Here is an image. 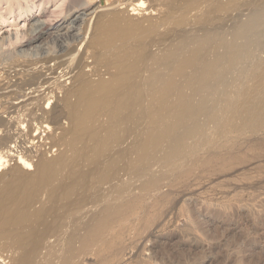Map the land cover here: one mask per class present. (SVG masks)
I'll return each mask as SVG.
<instances>
[{"label":"bare ground","instance_id":"bare-ground-1","mask_svg":"<svg viewBox=\"0 0 264 264\" xmlns=\"http://www.w3.org/2000/svg\"><path fill=\"white\" fill-rule=\"evenodd\" d=\"M160 1L161 4L164 7H166V9L164 10L163 8V12L159 13L157 17H153L152 15L149 14L148 15L144 14L142 16L135 17L140 13L139 11L141 9H145V10L147 9L146 11H150V14L154 13L153 11L155 9L154 6L151 5L146 6V2L144 0H119L118 6L122 7V9H124L127 6H130L132 14L127 13V11H120V10L113 11L106 15H99L98 9L93 10L88 15H86L87 12L80 14L81 12L79 11H73V12L69 11L65 15V17L61 20V23L57 25L55 28L49 26L46 23L47 21L38 22V23L36 21L37 25L34 26L33 24L34 28L31 30V34L25 42L26 46H29L32 43L43 39L49 33L51 35L52 34L60 35L63 31H66L65 35L67 36V39L68 38L74 39V37L77 38V36H75L76 32L74 34V30L76 29L74 27L77 23H80L82 21L81 15L82 16L91 15L92 17H95L94 20H91L92 18H90L91 21L89 23L90 24L93 23L94 27L91 37L87 39V43L84 44L85 38L82 39L80 38V40L78 41L76 40L78 42V45H76L75 47L70 46L71 48L69 47L68 48L66 47L65 49L62 48L63 54L62 56L61 55L60 56L64 59L61 62L59 61L58 62L59 64L57 63L58 68L57 69L55 68L56 69L55 70L46 67L48 69L47 72L50 73L49 76L54 75L53 78L51 79L48 78L49 76L47 77L45 74H43L46 73L45 71L43 72V70L42 71L39 70V69H44V66L48 65L49 63L48 64L47 62L43 63L44 60L43 61L37 60L36 63L29 62L30 63L29 66L28 67L25 66L26 68H28L27 71L22 68L24 71H26L25 76H27L28 78L27 80L23 79L25 73L24 72L23 74L22 73L20 74L22 76H19L22 77L19 79L21 83H19L18 81L17 84L16 81L15 84L13 80L9 79L7 80L8 83L7 84L4 83L5 85L3 86L1 81L3 77L1 75L2 70L0 69V94L1 93L3 94L4 91H8L9 89L13 88L15 90V93L17 94L15 95L17 98L15 97L13 98L15 100L17 99L18 101L21 98L19 94L22 92L24 87L26 88L29 86V88L31 87V89L34 88L35 90H37L36 92H34L36 94H38V92L40 94L41 92L44 91L42 95L39 96L36 95L38 98L37 102L31 104L28 102L30 105H32V108H28L30 109L29 112L35 115L41 112L40 116L36 115L37 116L36 119L38 120L37 123L35 122V120L34 122L37 124V126L40 125L41 126L40 128L50 129V132H52V127H50V125L46 123L49 121L54 124H57L62 116H66L70 120L69 122L70 125L68 128L66 127L67 129H63V127H61V131L63 130L62 136L64 137L63 138L64 140H67L68 138H71L72 136H75L79 133L85 132L86 130L90 129L92 126H95V128H100V127L102 128L103 112H104L105 115H108L107 117L109 118L108 120L109 126L106 128L105 134L103 136L100 135L99 145H107V146L114 145L116 141L119 138H121L122 134L129 133V128L130 131L135 130L133 129L134 128L133 125L135 126L137 125L135 128L139 126L138 128L141 129L142 128L141 122L139 119L136 120L135 117L142 116L146 112L147 113L146 121L144 123L145 130L143 131L144 132L143 134L145 135V139L142 142V145L138 148V150L136 152L131 153L129 158L127 157L129 161H133V165L138 169L137 175L146 174L148 172V168L139 169V167L147 165V163L156 156L155 155L156 153H162V156L160 158H163V162L166 161V164L168 163L167 164L168 166L165 165L167 166V168L170 167L171 169H173L171 166H169L170 164L174 166L175 169L174 171L178 172L177 179L178 178L188 179V177H191V174L196 169H198L199 166H209L212 162H214V160H219L220 156L218 157L219 154L216 151L215 152L218 154L217 156L216 155L213 156L211 155V153L210 156H206V154L204 156V155H199L200 153V150L198 149L199 147L196 150L191 148L190 146V139H192L196 135L198 137L202 133L206 134L205 131L199 133L200 130L198 129V125H197L198 115H203L211 111L212 112L217 111V115L214 117L212 121V124L213 123L216 124L215 125L216 130H214L213 132L214 137L210 136L211 135L210 131L208 132L210 133V135L208 134V136L206 135L207 137L205 136L206 138L204 137L205 138L204 144L205 146H207V149L209 150L215 146L214 144L218 141V139L223 140V142H225V145L234 141L233 143L236 146L237 144H239V141H242L246 137H251V136L253 137L256 135L260 136V134L264 132V59H261L262 57L260 58L258 54H261V56L262 54H264V0H210V1L208 0L209 3L210 2L213 3V5L211 4L212 8L209 7L210 9L207 11L206 14H204L207 15L206 17L202 16L198 19H197L198 14L194 15L196 12L190 14L191 11L188 8L191 7L190 4L193 2V0H160ZM201 4H203V2ZM204 4L203 6L207 5ZM203 6H202V10L205 8V7L203 8ZM195 7L191 8V10L194 11ZM187 8L188 10H186ZM197 10L199 9L196 8V11ZM183 11H190L189 13L187 12L188 16L191 15L197 16L194 18H196L195 19L196 22H198V24H202V26L203 23L207 24L204 21H206L207 18L210 17L209 21H210V25L212 24L211 25L212 30L206 29V27L204 26L205 28H203L202 30L204 31L206 29L209 30L210 32L209 34H207L208 31H206L207 33L205 32L208 35V37L206 36L207 39L202 40V38L205 36L201 34L202 35V38L200 37L201 41H199L200 39H196L198 40V43L195 44V42H193L194 44L192 45V47H189L192 43L189 45L188 43L190 42H187L188 46L185 45L184 48L178 47V49L175 52L165 55V61L167 62L166 66L168 65L167 67L165 66L167 71L164 72L165 75L163 74V70L161 69L158 71V73L154 72L152 76L151 74L148 75L149 67L148 64H145V57L150 51V48L155 49L156 47L157 48L159 47V49H163L164 45L167 46V43L171 41L170 39L174 35H176L177 33L176 29L178 28V26H180V24H182L184 21L186 22V20H184L181 23L182 20L181 18L179 21L177 20L176 22V18H178L176 15H178L180 12L182 13ZM201 15L202 14H200L199 16ZM184 17L185 16H183L182 18ZM172 19L173 20L175 19L174 24H171ZM89 23L88 26H90ZM169 23L173 25L172 27L173 29L167 28V25L169 27ZM206 26H208V24ZM217 27L219 28L221 27L219 31L214 30ZM200 31L199 29L196 30L197 36H198V32ZM190 32L192 31L190 30ZM179 33L180 32H178V34ZM228 35L232 36L231 38L232 41L230 39V41L232 42L231 44L228 43L229 41L227 42L228 39L226 40V36ZM151 39L152 41L149 42ZM210 39L212 40L211 43H209ZM1 41H5V38H2ZM134 42L135 45L137 46V49L141 48V51L144 54L139 56L138 60L134 62H131L129 60L130 58H132L131 56L129 58H126L123 61L124 67L122 69L118 67H113L111 68L112 71L110 70L106 75H102L101 73L95 72L96 66L94 61L91 63L88 62V60L85 61L86 60L85 53L87 52L85 50L87 49H97L101 52H107L109 49H125L126 47H128L127 49H131V51L132 50L136 51V48L129 47ZM80 45H81L80 49H77V47ZM81 48H83L84 50L83 52L79 53V50H81ZM158 54L161 55L162 53L159 52ZM157 59L163 62V57H157ZM41 63L42 65L40 66ZM159 65H161L160 67L163 66V64H159ZM239 65H240L239 68H241L239 69L240 71L238 76L240 78L239 80L240 85L238 89H236L234 93H232L231 96L230 92L227 90L228 87L222 84V79L226 75L225 74L227 71L226 67L230 68V70H233V68H236ZM61 68H64V71L63 72L61 71L62 73L58 71L59 75L57 76L56 71L60 70ZM88 69L89 71H87ZM15 70L17 71V69ZM3 73L5 74V72ZM149 76L151 77L149 78ZM6 79H8V77ZM63 79L64 81H62ZM12 82L14 83V85H11ZM150 83H151V87L149 88L148 85ZM56 91H59V93L63 94L62 99L56 98L57 97L55 96ZM24 93L26 94L28 93V91L27 92L24 91ZM30 97L28 99H31ZM28 99L26 101H28ZM52 99H54L55 101H52ZM148 99L149 101H147ZM41 101L48 103L46 108H43V106L40 103ZM3 102L7 104L5 101ZM24 102H21L19 104L15 102L17 103V105L13 104L15 105L13 106L14 107L13 112L15 111L19 112L21 108L22 110H24V108L26 109V107H28L29 105L27 102H25L26 104H24ZM125 116H129V117L132 116L134 119L135 123L131 124L129 128L126 126L127 122L125 120ZM10 124H12L10 121H6L5 119L0 118V133L4 130V128L8 129V126ZM37 135L38 134L34 135V138L32 140L36 139ZM11 140H12L11 137L0 138V264H20V261L23 264V263H27V256L29 254V252H27L28 254L26 253L27 250L26 247L32 244L30 247L33 246V248H36L34 247L35 244L33 245L34 240L32 237L33 243L30 244L29 241H31V236H27L30 233V231L28 232L29 229L28 230L23 229V231L26 230L28 234H24L26 233L25 231L24 232H21L22 230L20 231L21 233H23L24 236L22 234H21L22 236L21 235L18 236L19 237V240L17 239L18 241H15L16 236L14 237V235L23 226L26 225L27 227L28 222L29 221L31 222L32 220L31 219L32 216L33 217L35 216V219L37 218L36 216H40L41 217V218L39 217L40 219L47 218L48 220L49 218L53 219L56 217L57 218L59 217L57 220L61 219L59 212L61 211V209L63 210V208H61L60 211L57 213L54 212L51 213V211L54 210L56 206L53 208L52 205L51 206L46 205V202L43 203V205H41L38 209L32 212V209L37 204L41 203L42 201L41 197L45 195V191L48 190V188H50L49 192L46 195L49 203L50 200L52 201L53 199H57L56 197H59L56 202L61 206L70 205V207H73V209L76 208L75 206H78L80 208L81 207L85 208L86 206L85 210L87 209L88 211V207L90 206L89 203L92 202L91 206H93V204L94 203L96 204V201L98 200L96 198L90 200L91 199L90 198L89 202L86 203L77 202L78 200H80L79 198L81 197V193H82L81 187L85 190V186L88 184H92L94 181L103 184L108 183L109 185L110 183H112L111 185H113L114 184L113 176H114L115 167H114V163L108 160L102 165V167L96 168V171H93L92 174L87 175L89 170H85L84 163L82 164V160L83 159L86 160V156L89 150V147L85 144L82 147L75 149L71 157H68L67 155L65 156L63 152H61L56 157H51V158L39 154L37 156H34V157H38V159L34 161L32 156L33 151L31 150L29 152L26 151L25 154L20 153L17 157H15V155H13L12 152L10 153L11 149L8 147ZM217 144L218 143H216V145ZM256 144L258 145L259 143L256 142ZM210 152L213 153V151ZM207 154L209 155V153ZM223 154H226V152H224ZM250 157L254 158L253 155ZM13 158H16V160L14 159V165L10 167L9 163L13 162ZM229 158L231 159V157ZM234 160L236 161V163L241 165L245 164L246 162L245 161L246 159H243L240 156L236 157ZM94 166L97 167L96 161H94ZM250 166H251V162H250ZM63 167H65L66 169L68 167V171L64 169L65 170L64 172H66V174L64 175H62L63 173L61 174L60 172L63 169ZM206 170L210 171L209 167L208 169L206 168ZM73 175H76V178L72 177ZM86 175L87 178L84 182ZM59 178H61L60 180L62 182L65 181L68 183L60 184L61 181L59 182L58 180ZM118 178L119 175H117L116 177V184L118 183ZM57 180L59 182L58 185L51 187L53 182ZM127 181H129V179ZM130 184H127L128 188L123 187L122 189L116 191L117 193H119L120 199L115 201V203L114 200L112 199H111L112 203H109L110 199L108 200V203L105 201V203L103 204H100L99 202L101 201H98L97 203L99 204H96V206L94 205L95 207V208L93 207L94 210H92L91 208V210L93 211L91 215L89 214V211L91 212L89 208V211L87 213L91 217L92 224L90 222L88 226L86 227L84 226L88 222V220H90V218L87 217L88 220L86 221V223H84V225L81 224V227L82 226L85 227V229L83 228L85 230V233L82 229H80L84 233L83 235H81L82 232L78 230V232H81L79 233L81 235L80 238H78L79 236L75 234L77 232L74 233L75 235L78 236L76 238L80 239L79 243L76 242L78 248L80 245L79 252L77 251L71 252L73 254L71 256L68 255L69 257L67 256L68 258H66L64 252L63 253L61 252L62 254H64V257L61 256L60 253L55 254L56 250L54 249V247L56 244L55 245L53 244V246L50 245V248L48 249L47 247L49 246H47V244L49 245L50 243H47L44 244L45 245L44 247L41 245L44 250L46 249V253L45 251H42V253H45L44 255H46L43 256L47 257L51 255L53 257L51 258L49 256L51 259L48 260V258H46L47 259L46 261L44 258L42 259V261L43 260L44 261L43 262L39 261V263L40 264H82L84 261L83 260L84 256L86 255L88 256L90 253L93 252L96 254L98 258L99 257L102 258L101 259L102 262L105 260L107 261L110 256L111 257L117 256V254L121 251V250L119 251L121 247L119 248V246L117 245V240L121 237L122 232H124L128 227L133 226L134 222L139 221L141 216L146 217L147 215H149L148 210L150 205L147 206L148 203L147 199L150 196L149 195L146 196L145 199L143 200H140L139 197L136 198V196L133 194V190L130 188L131 187ZM159 185H160V181L158 178L148 175L147 179L139 186V193H140L139 195L150 194L153 191H155L159 187ZM116 192L114 196L116 195ZM90 196L91 195H89V197ZM125 200H127V202L135 201L136 204L134 203L133 204L134 206H131L130 204L132 208H128V207L126 208L124 207L126 206V204L123 206L124 204L123 202ZM72 201L74 203H72ZM53 203L54 202H51V204ZM53 205H56V203H54ZM66 207L67 206H65L64 210H66ZM64 210L62 212L63 215H67L64 214V212H67ZM85 210H83V212ZM140 210L142 211V214L139 213ZM77 212L80 213V211ZM73 213L75 214L76 212ZM83 214L82 217L84 216ZM145 217L142 219L143 222L147 220V218ZM64 218L65 217H63V219ZM85 219L82 218L81 220L80 219L77 220L83 221ZM37 220H35L36 223H38ZM74 220H75L74 221L75 224L76 219ZM147 221L149 223V220ZM147 221L146 224H148ZM45 222L46 220L43 223L46 224ZM50 224L51 223L47 225ZM67 224L62 223L60 230L61 231L64 230ZM76 226L79 227V225ZM38 227L40 226L38 225ZM74 227L72 228L76 230L75 229L76 227L75 228ZM45 228H49V227L46 226ZM67 229L68 228H66V230ZM45 230H47L48 232V229ZM57 230L58 229L56 230L54 229L55 232H58V234L62 233L63 235V232ZM66 230H64L65 235L63 236H66L67 233ZM69 230L70 229H68L67 231ZM39 232L40 230L38 231V233ZM33 235L36 236L35 234ZM67 236L71 237L72 235H67ZM13 237H14V241L11 240V238ZM57 237L56 240L60 241L59 240L60 236L58 235ZM62 237H60V239ZM70 239L72 241V238ZM36 240H38V237ZM54 240L55 238L51 243H55ZM63 240L64 239H61V241ZM61 241L58 242V244L59 243L61 244ZM70 243L71 242L65 244L69 245ZM121 244L122 243H120V245ZM38 245L40 246V244ZM69 246L67 248H69ZM122 247L124 246L122 245ZM56 248L58 249V251L60 250V246L58 248L56 245ZM35 250L38 251V249ZM35 250L33 249L32 251ZM32 251L30 252L33 254L34 252ZM115 251H119V252L117 253ZM14 253H18L19 257H16ZM106 253H108L107 254L108 256L106 255ZM33 255L32 258L35 257ZM32 258L28 259V262L29 260H33ZM34 259L36 260L37 258L35 257ZM138 264H140V262Z\"/></svg>","mask_w":264,"mask_h":264},{"label":"rangeland","instance_id":"rangeland-1","mask_svg":"<svg viewBox=\"0 0 264 264\" xmlns=\"http://www.w3.org/2000/svg\"><path fill=\"white\" fill-rule=\"evenodd\" d=\"M144 1L146 2V6H149V5L154 6L155 8L153 10L154 13L150 14V11H146L147 9L146 10L141 9L139 11L140 13L138 12L139 14L137 13L138 15L136 14L137 16L135 17H139L144 14L145 15L149 14V15H152L153 17H157L159 13L163 12V8L164 10L166 9V7H164L161 4L160 0H144ZM204 1L203 0H193V2L190 4L191 7H188L191 12L183 11L185 13L180 12L178 15H176L178 18H176L175 16L176 22L177 20L179 21L180 18L182 19L181 23L184 20H186V22L184 21L182 24H180V26H178V28L176 27L177 33L170 39L171 41H169L170 43L168 42L169 44L167 43V46L164 45L163 49H159V47L158 48L156 47L155 49L150 48V51L145 57V64H148V67H149L148 75L151 74L152 76L154 72L158 73L160 69L163 70V74L165 75L164 73L166 71L165 66L167 64V62L165 61V55L175 52L178 49V47L184 48V46L187 45V42H190L188 43L189 45L192 43L189 46V47H192V45L194 44L193 42H195V44L198 43V40L196 39H200L199 41H201L202 35L205 36L202 38V40L207 39L208 37L207 34H209L210 32L209 30H206V29H211V25H212V24L210 25V21H209L210 17L207 18L206 21H204L208 24V26H206L207 24L205 23H203V26H202V24H198V22H196L195 20L196 18L194 17H197V16L191 15L192 16L191 17L187 15L189 12L190 14H193L196 12L194 15L198 14L197 19L202 16L206 17L207 15H204V14L207 13V11L210 9L209 7H211L213 3L212 2L209 3L208 0L206 2ZM202 2L203 4L205 3L207 5L204 4L205 6H203V4H201ZM208 3L210 4V6ZM118 5H119V0H0V63H1L0 69L2 71L4 70L3 72H5V74L7 73L8 75H10V76H8L7 74L5 75L1 71V75L3 76L1 79L2 85L4 86L5 84H7L8 83L7 80L9 79L13 80L15 84L17 81V84H18L19 79L22 78L19 76H22L20 74L21 73L23 74L24 72L25 73H24L23 79L27 80L28 78L25 75H26V71L28 70V68L26 67H28L30 63H34V62L36 63L37 60L38 61L44 60L43 63L44 62H47V64L49 63L48 65L44 66L45 70L39 69L40 71L42 70L43 72L45 71L46 73H43V74H45L48 77L50 73L47 72L48 69L46 67H49L52 69L58 68L57 67L59 64L58 62L59 61L61 62L64 59L61 57L63 54L62 53L63 49H65L66 47L71 48L70 46L75 47L76 45H78L77 41L80 40V38L81 39L85 38L84 44L87 43V39L91 37V34L93 33V27H94V24L93 23L90 24L89 22L91 20H94L95 17H92L91 15L89 16L81 15L82 21L80 23H77L74 27L76 28L74 30V34L76 32L75 36H77V38L74 37V39L73 38L67 39V36L65 35L66 31H63L60 35H56V34L51 35L49 33L43 39L36 41L32 43L31 45H29L30 46L29 47L25 45L26 44L25 42L29 38L31 34V30L34 28L33 24L35 26L37 25L38 22L47 21L46 23L49 26L55 28L57 25L61 23V20L65 17V15L69 11L70 12L79 11L81 12L80 14L87 12L86 15H88L93 10L98 9L99 15H106L113 11L120 10V11H127V13L132 14L130 6H127L125 8L123 7L124 9H122V7ZM202 6L203 8L205 7L204 8L205 10L203 9L204 11L202 10ZM194 7H195V10L193 9L194 11H192L191 8H194ZM188 8L186 10H188ZM196 8L199 9L197 10L199 12L196 11ZM200 14L202 15L199 16ZM183 16H185L184 17L185 19L182 18ZM187 17L189 18L191 17L190 18L191 20ZM90 18L92 19L90 20ZM172 20H171L172 23L171 22L170 23L174 24L175 19L173 21ZM88 23L90 24V26H88ZM170 23H169V27L167 25V28L173 27V25H171ZM204 26L206 27V29L203 31L202 29L205 28ZM207 27H210V28H207ZM192 28L194 30L197 28L199 29V31L201 29L202 32L201 31L198 32V36H197L196 35L197 29L194 31ZM217 28H215L214 30L219 31L221 27L220 28L217 27ZM190 30L192 32H190ZM206 31H208V33ZM178 32L180 33L178 34ZM203 32L204 33L206 32L207 34L206 33L204 34ZM194 33H195V36L197 37L194 36ZM55 36L57 39L55 38ZM2 38H5V41H1ZM231 38H232L231 35L226 36V40L228 39L227 42L229 41L228 42L229 44L232 43ZM152 39L149 42H151ZM189 39L190 40L192 39V40L190 41ZM211 41L212 40L210 39L209 43H211ZM80 47L81 45L78 46L77 49H80ZM129 47L136 48V51L134 50L131 51V49H127L128 47H126L125 49H109L107 52H101L97 49H87L85 50L87 51L85 53L86 54L85 61L88 60V62L90 63L94 61L95 66H96L95 72L101 73L102 75H106L113 67H118L122 69L124 67L123 61L126 58H129L131 56L132 58H130L129 60L131 62H134L138 60L139 56L144 54L141 51V48L137 49L135 42ZM83 50L84 49L81 48V50H79V53L83 52ZM159 52L162 54L159 55L158 54ZM258 55L260 58L262 57L261 59H264V54H262V56L261 54H258ZM157 57H163V62H161V60H158ZM54 59H57V60H54ZM159 64H163V66L160 67L161 65ZM41 65L42 63L40 64V66ZM239 67L240 65L236 68H233L234 71L226 67L227 69L225 73L226 75L222 79V84L228 87L227 90L230 92L231 96H232V93H234V91L238 89L240 85L239 83L240 78L238 76H239V71H240L239 69L241 68ZM22 68L26 71H24ZM8 69L10 72L8 71ZM15 69H17V71ZM11 71L13 72L15 71V72L13 73ZM58 71L63 72L64 68H61L60 70L56 71L57 76L59 75ZM87 71H89V69ZM53 76L54 75H51L48 78L51 79L53 78ZM151 76H149V78ZM7 77L8 79H6ZM62 81H64V79ZM13 82L11 83V85H14ZM19 83L21 82L19 81ZM151 83L148 85L149 88L151 87ZM28 89L30 90L31 87L30 88L29 86L26 88L24 87V89L22 90L23 94L22 92L19 94V96L21 97L20 98L21 100L19 99L18 101L17 99L15 100L13 98V97L17 98L15 96L17 94L15 93V90L13 88L9 89L10 91L9 90L4 91L3 94L2 93L0 94V106L3 101L7 103L5 104L3 102L2 104L3 107L1 106L0 108V118L5 119L6 121H10L12 123L8 126V129L4 128V130L0 133V138L11 137L12 140L10 141L8 145V147L11 149L10 153L12 152V154L15 155V157H17L20 153L25 154L26 151L29 152L31 150L33 151L32 156H33L34 161L38 159V157H34V156H37L39 154H42L45 157L51 158V157H56L61 152H63L65 156L67 155L68 157H71L75 149H78L85 144L89 147V150L86 156V160L83 159L82 164L84 163L85 170H89L87 175L92 174L93 171H96V168L102 167V165L105 162L110 160L114 163V167H115L114 176H113L114 184L111 185L112 183H110L109 185L108 183H106L108 184L106 185V184L96 182V181L86 186L84 184L85 190L81 187L82 189L81 197L79 198L80 200H78L77 202L86 203V202H89L90 198H91L90 200L96 198L98 201H101L99 202L100 204L105 203V201L108 203L109 199H110L109 203H112L111 199L114 200V203H115V201L120 199L119 193H117L116 191H118L119 189H122L123 187L128 188L127 184H130V183H131L130 188L133 190V194L136 196V198L139 197L140 200H143L145 199L146 196L148 195L150 196L147 199V202H148L147 206L150 205L149 210H148L149 215H147L146 217L141 216L140 220L137 222H134L133 226L128 227L124 232H122L121 237L117 240V245L119 246V248L121 247L119 251L120 250L121 251L120 252L115 251V252L117 253L119 252L118 253L119 256L118 254L117 256H114V257L110 256L111 257V258L109 257L110 259L108 258L107 261L105 260L102 262L101 261L102 258L99 257L100 258L99 260V258L93 252V253H90L91 255L89 254L88 256L87 255L84 256V259H83L84 261L82 264H138L139 262L140 264L142 263L143 264H264V146H263L264 145V134H263L264 132L261 133L260 136L256 135L253 137L252 136L246 137L243 139L244 141L242 140L243 142L239 141V144H237L236 146L233 143L234 141L225 145V142H223V140L218 139V141L216 142L218 144L217 145L216 143L214 144L215 148L212 147L209 150L207 149V146H205L204 144V139L208 136V134L210 135V133H211L210 136L214 137L213 132L214 130H216V126H215L216 124L215 123L212 124V121L214 117L217 115V111L215 112L211 111L203 115H198L197 125H198V129L200 130L199 133L202 131H205L206 134L202 133L198 137L197 135L194 136L192 139H190V146L191 148L196 149V150L199 147L198 148L200 150L199 155L205 156L206 154V156H210V153H211V155L217 156L219 154L218 155V157L220 156L219 160H214V162L211 163L212 165L210 164L209 166H199L198 169H196L199 172L195 170L191 174V177H188L189 180L183 179V178L177 179L178 172L174 171L175 170L174 166L169 163L170 164L169 166L173 168L171 169L170 167H168L172 171L169 170L167 168L168 163L166 164V161L163 162V158H160L162 156V153H156L155 154L156 156L151 161H149L147 165L139 167V169L148 168V172L146 174L137 175L138 169L133 165V161H129L127 157L129 158L131 153L136 152L138 148L142 145V142L145 139V135L143 134L144 133L143 131L145 130L144 123L146 121V115H147L146 112L142 116L135 117L136 120L138 119L140 120L142 128L139 129L138 128L139 126L135 128L137 125L136 126L133 125L134 127L133 129L135 130H131V131L129 127L131 124L135 123L134 119L132 116L130 117L125 116V120L127 122L126 126L129 128V133L122 134L121 138H119L114 145H111V146L99 145L100 135L103 136L105 134L106 128L109 126L108 125L109 118L107 117L108 115H105L104 112H103L102 128L100 127L101 129L95 128V126H92L90 129L86 130L85 132L79 133L75 136H72L71 138H68L67 140H64L63 139L64 137L62 136L63 130L61 131V127H63V129H67L70 125L69 124L70 120L66 116H62L57 124H54L48 121L46 124L52 127V132H50V129L40 128L41 127L40 125L37 126L36 123L38 120L36 119L37 117L36 115L40 116L41 112L35 115L29 112L30 109L28 108H32V105H30L31 103H35L38 101V98L36 95L38 96L42 95L44 91L41 92L40 94L39 92L38 94H36L34 92H36L37 90H35L34 88H33L34 90L31 89L30 91ZM24 91L25 92L28 91V93L26 94L30 95L31 97L26 95ZM55 96H57L56 98L58 99H62L63 94L59 93V91H56ZM29 97L31 99H28ZM11 98H12V101H11ZM23 99L25 100V102L30 103V104L28 103L29 106L26 107V109L24 108V110H22L21 108L19 112L18 111L13 112V109H14L13 106H15L13 104L17 105V103L19 104L21 102H24ZM27 99L28 101H26ZM54 99H52V101H55ZM147 101H149V99ZM25 102L24 104H26ZM40 103L43 106V108L47 107V104H48L47 102L41 101ZM10 113H13V114H10ZM34 120L36 123L34 122ZM209 131L210 133H208ZM36 134H38L37 138L32 140L34 138V135ZM219 141H220V144H219ZM256 142L259 143L260 146L259 144L257 145ZM212 149H215V150H212ZM239 149L241 150V152ZM110 150H112L113 152ZM233 150L234 152L236 151L237 154L236 152L234 153ZM210 151H213V153ZM224 152H226V154H223ZM261 152L263 153V155ZM207 153H209V155ZM229 153L234 156L230 155ZM252 155L254 156V158L250 157ZM235 156L236 157L240 156L241 158L246 159L245 164L241 165V164L236 163V161L234 160L236 158ZM229 157H231V159ZM14 159L16 160V158H13V162L9 163L10 167L14 165ZM94 161L97 162V167L94 166ZM250 162H251V166H250ZM208 167L211 172L206 170V168L208 169ZM64 169L68 171V167L67 169L63 167L62 169L63 171L62 170L60 171L61 174L63 173L62 175L66 174V172H64L65 171ZM87 175L84 179V182L87 178ZM117 175H119V178H118V183L116 184ZM148 175L158 178L160 181V185L155 191H153L150 194L139 195L140 194L139 186L147 179ZM72 177L76 178V175H73ZM60 179L61 178L58 179L59 182L61 181ZM128 179L129 181H127ZM58 180L53 182L51 187L57 186L59 183ZM186 182H189V183H186ZM61 183H68V182L61 181L60 184ZM49 190L50 188H48V190L45 191V195L41 197L42 198L41 203L37 204L32 209V212L38 209L41 205H43V203L46 202V205H49V206L52 205L53 208L55 206L57 207V208L55 207L54 210L51 211V213L53 212L57 213L60 211L61 208H63L64 210L65 206H67L66 210H64L67 212H64V214H67L69 216L63 215L62 209L60 211L61 213L59 212L60 218H61L59 220H57L59 217L58 218L56 217L53 219L51 218L52 220L49 218L50 220L49 221L47 218L40 219L41 218L40 216H36L37 218L35 219V216L34 217L32 216L31 218L32 220L31 222L30 221L28 222L27 227L26 225L23 226L14 235V237L16 236L15 241H18L19 240L18 236H20L21 234L23 235V233L21 232L25 231L26 233L24 234H28V232L30 231L29 235H27V236H31L32 242L29 241L30 244L33 243V240H34L33 245L35 244L34 247L36 248H33V246L30 247L32 244L30 246L28 245L27 246L28 248L26 247L27 249V250L25 249L26 253L29 252V254L27 253L28 254L27 263H23V264H31L32 262L34 263V261L37 264L39 263V261L43 262L44 260L42 261V259L44 258H45V261L47 260L46 258H48V260L51 259L53 257L51 255H49L51 258L49 256L44 257L46 256L44 255L46 253V249L44 250L42 246L44 247L45 246L44 244H47V243H50L49 245L47 244V246L49 247L46 246L48 249L50 248V245L53 246V244L54 245L56 244L58 248L60 246V250L58 251L55 245L54 247V249L56 250L55 254L60 253V255L63 257L65 254L66 258H68L69 256L73 254L71 252H75V251L79 252L80 245L78 248L77 243H79L80 239L78 238H80V236L85 233V230H84L85 227L88 226L89 223L92 221L90 215L93 212L92 210H94L95 208L94 205L96 206V204H99L97 203L98 201H96V204L94 203L93 206H91L92 202L89 203L91 207L90 206L88 207V211H89V208L90 210L92 208L91 212L89 211V214H90L89 215L87 213L88 212L87 209L85 210L86 206L85 208L84 207L80 208L74 205L76 207V208L74 207L75 209H73V207H70V205L61 206L60 204L56 202L59 197H56L57 199H53L52 201L50 200V203H49L46 197ZM115 192H116V195L114 196ZM89 195L91 196L89 197ZM150 198L152 199V201ZM127 200L125 201L127 202ZM125 201L123 202L124 203L123 206L126 204V206H124L126 208L127 207L132 208L131 206H134L133 205L134 203L136 204L135 201H131V202L128 201L130 203L128 202L126 203ZM51 202L56 203V205H53L54 203L51 204ZM72 203L74 202L72 201ZM83 210L85 211L83 212ZM77 211H80V213H78ZM69 212L71 215L73 212H76V213L75 214L73 213V215L71 216ZM81 212H83L84 214ZM139 213L142 214V211L140 210ZM82 214L85 216L86 219L84 218V216L82 217ZM63 217L65 218L63 219ZM81 217L85 219L83 220L84 222L80 221L82 219ZM87 217L90 218V220H88ZM144 217L147 218V220H149V223L146 220L148 224H146V221L145 222L142 221ZM74 219H76L75 224H74V221H75ZM77 219H80V220H77ZM35 220H37L38 223H36ZM45 220H46L45 222L46 224L43 223ZM87 220L88 222L86 223ZM52 221L56 223L58 226L54 224ZM66 221L68 222V224ZM60 222L61 224L62 223L67 224L64 230H66V228L70 229L69 231L72 230L71 232H69L67 231L68 230L67 229L66 232L68 234L65 232L66 236L72 235L71 237L67 236L66 238V236H63L65 234H64V230L62 231L60 230L61 229ZM49 223H51L50 224L51 226L47 225ZM84 223L86 224L84 225ZM43 224L49 228H45L46 226H44ZM81 224L84 225L85 227L83 226L81 227ZM31 225H32V228H31ZM33 225L34 226L36 225V226L34 227ZM38 225L41 228L38 227ZM53 225L54 226L56 225L57 227L56 226L54 227ZM71 225L72 227L75 226L76 228L75 227L74 228L76 230H74L71 227ZM76 225H79V227H77ZM29 227L31 228V230ZM23 229H26V230L29 229V230L27 232L26 230L23 231ZM37 229L38 231L40 230L39 232L40 234L38 233ZM45 229H48V232ZM54 229L55 230L58 229L57 231L63 232V235L60 232H59L60 234H58V232H55ZM80 229H82L84 233ZM33 230L36 233H34ZM78 230L81 231L82 233L78 232ZM50 231L52 234L50 233ZM74 233L77 234L79 237L75 235ZM79 233H81V235ZM33 234H35L36 236H34ZM55 235L56 237L58 235L60 237L63 236L61 238V239H64L63 241H61L59 237L61 244L60 243L58 244V242L60 241L56 240ZM14 237L11 238L12 241H14ZM32 237H33V240H32ZM37 237L39 241L36 240ZM53 237L55 238L54 240L55 243H51L53 242V239H54ZM70 238H72V241ZM69 242H71L69 244L70 246L65 244ZM119 242L122 244L120 245ZM38 244H40V246ZM73 244H74V247H73ZM122 245L124 247H122ZM68 246L69 248H67ZM33 249L34 250L38 249V251L36 250L32 251ZM66 249L71 254L67 252ZM30 251L34 252L33 254L35 255H33ZM40 251L41 253L42 251H45V253L41 254ZM61 252L62 253L64 252V254H62ZM11 253H12V250H11ZM18 253H14V255H16V257H19ZM107 254L108 253H106V255ZM32 255L38 259V262H37V259L36 260L34 259L35 257L32 258ZM31 258L34 261L29 260V262L31 261L29 263L28 259H31ZM54 259H55V256H54ZM20 264H22L21 261H20Z\"/></svg>","mask_w":264,"mask_h":264}]
</instances>
